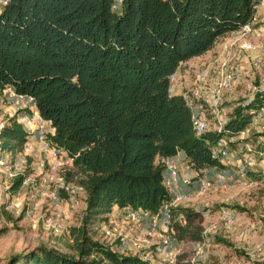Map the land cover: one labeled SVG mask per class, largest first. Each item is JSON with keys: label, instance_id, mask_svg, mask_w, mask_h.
<instances>
[{"label": "trees", "instance_id": "16d2710c", "mask_svg": "<svg viewBox=\"0 0 264 264\" xmlns=\"http://www.w3.org/2000/svg\"><path fill=\"white\" fill-rule=\"evenodd\" d=\"M254 1H7L0 11V93L10 87L33 99L54 128L53 146L73 156L68 174L85 192L81 222L69 229L72 254L38 245L11 264H151L96 239L91 227L115 208L155 213L169 201L163 158L181 152L197 171L226 169L211 145L225 130L238 133L257 105L235 108L224 130L197 136L185 98L170 94L169 76L246 23ZM28 137L10 118L0 127V156L22 152ZM178 213L187 224L173 222L175 236L199 240L198 212L180 206Z\"/></svg>", "mask_w": 264, "mask_h": 264}, {"label": "rangeland", "instance_id": "374dc122", "mask_svg": "<svg viewBox=\"0 0 264 264\" xmlns=\"http://www.w3.org/2000/svg\"><path fill=\"white\" fill-rule=\"evenodd\" d=\"M222 42L224 40L214 49L209 58L184 65L182 68L178 66L176 69L189 82V87L184 90L187 95L191 94L189 91L191 88L190 79L194 71L205 67L209 61L210 63L214 61L215 53L222 48ZM252 55L256 58L259 57V65L252 70L250 77H245L238 83L235 87L236 91L239 90V86H247L251 83V88L258 84L260 74H264V55L259 52L252 53ZM240 57L250 58L246 52H241ZM245 62L247 64V61ZM245 86V89L242 87V92L239 90L238 93L235 91L234 94L232 92V94L226 95L223 107L227 110L228 115L235 108L242 107L240 104L250 91V88L247 89ZM175 92L180 93L181 89L176 88ZM16 102L15 97H10L6 91L0 93V126L7 124L13 116L18 118L21 104ZM23 126L27 131H30L28 126L25 124ZM253 134L255 135L256 132L254 131ZM246 140L247 138L244 139V141ZM237 147L236 143L229 146V152L232 154L230 159L235 160L240 155ZM41 150V159L30 153L28 155L26 150L17 153V160L22 158L20 156H25L28 163L31 164L27 168L26 165L21 167V170H29V173L19 189H11L14 179L8 178L6 174L0 178V264H11V259L14 256L28 253L38 245L55 248L68 254L73 252V238L69 229L71 226H78L81 222L85 205V192L75 188L74 181H68L74 178L68 174L72 167L65 164L54 170L45 171L44 169L42 172L35 167L40 160H48L49 154L44 151L42 146ZM5 153L3 152L2 156L4 155L8 159L9 157ZM176 155L172 157L178 159ZM182 159L185 160V157L178 159V161L180 166L184 167V160ZM260 164L264 165V162ZM237 169L235 165L228 163L224 181L215 180L213 187L206 192H198L193 189L190 192V201L180 204V206L183 205L194 212H198L199 215L194 219L193 224L198 226L200 231L207 229L209 232H207L203 251L198 255H195L194 240L189 237L177 236L173 264H227L229 261L240 264H255L252 259L253 248L264 237V179L251 171H246L242 176ZM44 173L51 177L43 180ZM60 178L65 183L72 185L68 186L70 192L61 189L62 181ZM191 180L193 182L195 178ZM191 185L194 186L195 183ZM51 190L60 191L62 203L60 202L61 205L57 209L51 206L52 201L49 198ZM179 214H173L172 219L169 218L168 221L164 220L160 228L164 230L165 227H171L172 223L175 222L174 220L182 217ZM261 214L263 217H260ZM110 220L115 222L114 224L124 235V241H126L124 248L126 250L137 254L144 252L142 248L132 250L129 246L134 240L147 242L146 232L151 228V223L147 218L137 222L114 214L102 224L98 223L99 221L94 222L91 229L95 238L108 244L112 242L111 245L116 250L115 245L118 244L119 238L112 241V237L109 239L106 237V230L111 229ZM56 223L62 224L63 231L61 233L55 234L53 232L52 225ZM161 233L164 234L163 231ZM159 238L155 232L151 242L154 243ZM157 245L151 246L153 252L150 257L154 264H159L161 258V250L156 249Z\"/></svg>", "mask_w": 264, "mask_h": 264}, {"label": "built area", "instance_id": "2783aa9c", "mask_svg": "<svg viewBox=\"0 0 264 264\" xmlns=\"http://www.w3.org/2000/svg\"><path fill=\"white\" fill-rule=\"evenodd\" d=\"M8 0H0V11ZM119 0H116L118 2ZM222 42V48L215 53L214 61L207 63L205 67L199 68L194 71L189 91L191 94L187 95L184 91L189 87V82L186 77L175 71L169 76V91L170 94H180L185 98L186 103L191 108L192 112V125L197 136H202L212 131H222L229 120L227 110L223 107V102L226 100V95L231 93L233 89L244 80L245 77H250L252 70L259 65V57L256 58L252 53H260L264 55V0H255L252 6V14L250 19L244 23L238 30L233 31ZM234 47V49H232ZM233 50V51H232ZM241 52H246L250 58L240 57ZM247 61V64L246 62ZM249 83L246 87L250 88ZM176 88H180L181 92H175ZM4 91L10 97H15L16 103L21 104V108H28L20 114L17 121L29 127L30 131L34 132L37 142L41 144L44 151L49 156L48 160H40L35 167L41 172L45 169H56L58 166L68 165L73 168V156L67 154L62 148H55L49 138V135L54 132L48 120H45L37 111L35 102L31 97L18 95L10 87ZM202 102V103H201ZM257 105L250 111V120L238 133L231 134L229 131H224L223 135L217 138L211 145V156L224 162L226 165H235L240 175H244L246 171L254 172L264 179V74H260L258 84L252 86L250 91L243 98L241 106L253 104ZM1 127V126H0ZM256 132L254 135L253 132ZM244 141V139H246ZM236 143L238 146L239 156L234 160L230 159L231 153L229 146ZM5 155L9 157L6 159L4 155L0 156V178L6 174L8 178L14 179L20 174H24L25 169L21 167L26 165V168L31 164L25 156L17 160V153L13 154L10 151H5ZM20 153V152H19ZM27 156V154H26ZM19 157V156H18ZM234 160V161H232ZM165 166L164 186L170 195L169 201L164 203L160 209L155 212H146L140 209L126 208L120 213V217L132 221H141L148 219L151 223V228L146 232L147 242L131 241L129 248L132 250L142 248L144 252H130L124 246L126 241L124 235L120 232L119 228L110 220L111 229L106 230V237L113 238L112 241L118 239V244L115 245L116 251L121 254L138 255L144 260H148L154 264L150 255H152V245H157L156 249L161 250V258L159 264H173L176 249V236L173 227H165L162 230L161 223L164 220L172 219L174 210L180 207V204H185L191 199V193L185 188L195 183V189L198 192H206L213 187L214 181L222 182L226 178L225 170L223 169H202L195 170V175L190 177L182 172L178 159L174 157H167L162 159ZM34 168V167H33ZM210 170V171H208ZM211 172V173H210ZM48 176L44 173V179ZM26 178V177H25ZM192 178L195 180L192 182ZM25 180V179H24ZM23 180V181H24ZM61 189L70 192L68 189L69 183H65L61 178ZM73 181V180H68ZM76 184V183H75ZM75 188L82 189L81 186L76 184ZM49 198L52 201L51 206L55 209L62 203L59 190H51ZM183 206V205H182ZM174 220L180 226L187 224L186 217ZM263 217V214L260 215ZM175 219V218H173ZM52 230L55 234L61 233L63 227L61 223L52 225ZM164 234L161 233V231ZM156 234L160 237L151 242ZM207 232L209 230L203 229L200 231V239L193 241L195 255L200 254L205 246ZM112 243V242H111ZM111 243L109 245H111ZM142 244L141 246H139ZM113 248V245H111ZM138 249V250H139ZM135 253V254H133ZM195 258L193 257V260ZM252 259L254 262L264 261V237L253 248ZM227 264H240L239 262L229 261Z\"/></svg>", "mask_w": 264, "mask_h": 264}, {"label": "crops", "instance_id": "0c3cea01", "mask_svg": "<svg viewBox=\"0 0 264 264\" xmlns=\"http://www.w3.org/2000/svg\"><path fill=\"white\" fill-rule=\"evenodd\" d=\"M227 36V35H226ZM226 37L224 36V37H221L220 39H218L217 40V42L215 43V45L213 46V48L211 49V50H209V51H207L206 53H204L203 55H201V56H197V57H193V58H191V59H189V60H187V61H185V62H182L180 65H179V67L180 68H182V66H184V65H190V64H193V63H196L197 61H199V60H204V59H207V58H209L210 57V55L212 54V52L214 51V49H216V47H218L219 45H220V42L222 41V40H224ZM244 86L245 85H243V86H239L240 88H239V90L242 92L243 91V89H242V87L244 88ZM246 87V86H245ZM247 88V87H246ZM245 89V88H244ZM239 90H237L236 91V89H233V94L235 93V91L238 93V91ZM232 92H231V94H232ZM229 98V97H228ZM26 111H29L28 110V108H21V110H20V112L18 113V115H20V114H22V113H24V112H26ZM29 132V139H28V141H27V143L25 144L26 146H24V148H23V152L26 150V152H27V154L29 155V153L30 154H33L35 157H39L40 159L42 158V150H41V145H40V143L39 142H37V140H36V137H35V134H34V132H32V131H28ZM39 149H40V151H39ZM176 156H178V159H180V158H183V157H185L184 156V154L183 153H181V152H178L177 153V155ZM43 157H44V155H43ZM48 159V158H47ZM182 160H184V159H182ZM183 164L185 165L184 167H181V169H182V172L183 173H186L187 175H189L190 177H193L194 175H195V169H193L190 165H189V163L187 162V160H186V158H185V160H184V162H183ZM195 187L196 186H193V185H189V186H186L185 188L189 191V192H191V191H193V189L195 190ZM126 208H123V209H117V208H115V209H113V212L111 213V215H117V216H120V213L122 212V211H124ZM110 215V216H111Z\"/></svg>", "mask_w": 264, "mask_h": 264}]
</instances>
